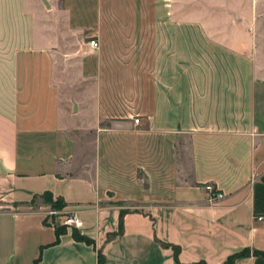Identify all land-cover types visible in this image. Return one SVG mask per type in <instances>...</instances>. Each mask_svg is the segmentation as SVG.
I'll return each mask as SVG.
<instances>
[{
    "label": "crops",
    "instance_id": "obj_1",
    "mask_svg": "<svg viewBox=\"0 0 264 264\" xmlns=\"http://www.w3.org/2000/svg\"><path fill=\"white\" fill-rule=\"evenodd\" d=\"M0 202V264H264V0H0Z\"/></svg>",
    "mask_w": 264,
    "mask_h": 264
},
{
    "label": "trees",
    "instance_id": "obj_2",
    "mask_svg": "<svg viewBox=\"0 0 264 264\" xmlns=\"http://www.w3.org/2000/svg\"><path fill=\"white\" fill-rule=\"evenodd\" d=\"M40 198H43L45 203H48L51 205V207L53 208L55 206V204H53L52 202V195L49 194V193H44ZM58 201L59 203V207L58 209H62L64 207V203L60 200V199H56V202ZM120 226L122 225L121 224V220H122V216H120ZM121 229V227H120ZM64 231V228L60 227V228H56L55 229V232H56V235L57 237H59V235ZM72 236L73 238L76 240V241H80V242H84L86 243L87 245H93V242L92 240H90L89 238L87 237H84L82 235H80L78 232L74 231L72 233ZM58 240V239H57ZM178 249L175 248L174 249V260L176 262V264H180L179 261H178ZM249 254V251L248 250H244L240 253H237V254H234L232 256H230L227 261L223 264H233L234 260L238 257H242V256H246ZM254 255L256 256H261L263 259H264V253L262 252H258V251H254L253 252ZM98 264H104V259H103V255L101 254V252H98ZM193 264H205L204 262H198V263H193Z\"/></svg>",
    "mask_w": 264,
    "mask_h": 264
},
{
    "label": "built area",
    "instance_id": "obj_3",
    "mask_svg": "<svg viewBox=\"0 0 264 264\" xmlns=\"http://www.w3.org/2000/svg\"><path fill=\"white\" fill-rule=\"evenodd\" d=\"M88 45L93 49L98 48V42L94 41V40L88 41ZM138 122H139L138 119L134 120L135 124H138ZM204 190L208 194L210 201L221 199L223 196L220 192H218L216 189H214V187L212 185H205ZM59 214L60 213L55 212V211L46 212L45 213L46 221L51 223V219L54 216H57ZM263 219H264L263 216L255 218L256 221H262ZM62 223H63V226H65L67 228H73V229H79L82 225V222L76 217V215H70V214L64 215Z\"/></svg>",
    "mask_w": 264,
    "mask_h": 264
},
{
    "label": "rangeland",
    "instance_id": "obj_4",
    "mask_svg": "<svg viewBox=\"0 0 264 264\" xmlns=\"http://www.w3.org/2000/svg\"><path fill=\"white\" fill-rule=\"evenodd\" d=\"M52 202H53V204H55V206H54L53 208L51 207L50 204L45 203V201H44L43 198H38V199H35V200L31 203V206H32V208H33L34 210H37V209H39V208L41 207V208H45V212H48V211H55V212L60 213L61 210L58 209V207H59V203H58V201L56 202V200H54V199L52 198ZM0 204H3V203L0 202ZM59 215H60V214H59ZM59 215H57V216H59ZM57 216H54V217H57ZM63 217H64V215L61 217L62 220H63ZM62 228H66V227L63 226Z\"/></svg>",
    "mask_w": 264,
    "mask_h": 264
}]
</instances>
